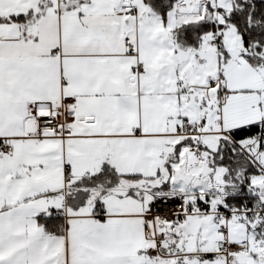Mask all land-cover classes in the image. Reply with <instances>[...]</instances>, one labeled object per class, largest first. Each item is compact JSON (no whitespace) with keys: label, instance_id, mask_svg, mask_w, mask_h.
<instances>
[{"label":"snow or ice","instance_id":"obj_1","mask_svg":"<svg viewBox=\"0 0 264 264\" xmlns=\"http://www.w3.org/2000/svg\"><path fill=\"white\" fill-rule=\"evenodd\" d=\"M0 264H264V0H0Z\"/></svg>","mask_w":264,"mask_h":264}]
</instances>
